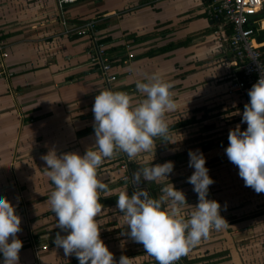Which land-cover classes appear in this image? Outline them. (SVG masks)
<instances>
[{
	"label": "crops",
	"instance_id": "crops-1",
	"mask_svg": "<svg viewBox=\"0 0 264 264\" xmlns=\"http://www.w3.org/2000/svg\"><path fill=\"white\" fill-rule=\"evenodd\" d=\"M202 1L79 0L59 14L57 0H0V42L6 53L4 58L0 55V194L15 205L20 217L18 264H78L75 255L65 256L53 243L55 233L66 232L55 226L48 202L54 185L41 155L51 149L57 155H83L94 145L91 108L95 95L105 89L99 71L89 63L90 39L64 31L92 18L103 26L97 34L108 40L110 56L116 57L114 91L128 93L133 106L145 98L135 87L137 81L156 77L169 83L175 108L164 113L168 125L189 118L195 108L215 107L233 128L238 124L241 130L246 128L239 106L234 108L236 99L226 94V77L233 65L219 50L217 26L204 15ZM261 15L253 16L251 23ZM259 25L254 39L264 51V42H257L264 35V20ZM168 44L173 48L146 55ZM178 130L155 137L153 152L139 153L133 162L138 168L169 160L175 164L182 159L179 151L173 156ZM167 140L172 142L169 150L164 147ZM217 149L224 152L212 148L204 153ZM115 157L116 153L104 158L97 169L98 178L108 185L107 191L98 193L104 206L94 218L99 236L114 260L125 255L128 264H148L143 245L121 235L127 225L116 203H105L126 188L118 182ZM207 169L213 176V169ZM221 169L226 173L217 185L208 186V199L221 205L220 215L228 225L210 230L203 244L192 245L183 256L189 264H264V193L245 186L236 165ZM151 182L163 184V180ZM188 211L184 216L192 209ZM43 245L45 250L35 249Z\"/></svg>",
	"mask_w": 264,
	"mask_h": 264
},
{
	"label": "clouds",
	"instance_id": "clouds-1",
	"mask_svg": "<svg viewBox=\"0 0 264 264\" xmlns=\"http://www.w3.org/2000/svg\"><path fill=\"white\" fill-rule=\"evenodd\" d=\"M136 89L143 98L133 106L128 93L102 90L92 104L94 147L83 155L55 149L41 155L47 176L54 185L48 197L50 210L55 214V226L66 232H57L53 243L62 248L65 256L75 255L78 264H128V257L113 258L99 236L100 227L94 219L104 209L99 202V191L108 185L98 178L97 169L104 158L123 152L131 160L137 154L154 150V138L165 136L168 124L164 113L175 108L171 85L156 77L137 81ZM249 100L244 104L240 125L229 129L224 152L237 166L245 186L264 193V73L247 91ZM188 165L194 170L187 177L197 194V203L185 218L181 215L186 198L182 190L170 182L163 186L161 195L154 198L142 187L130 195L126 188L116 198V208L122 212L127 231L121 235L143 245L158 264H173L189 247L206 238L212 229L228 225L220 215L221 205L208 199V186L214 183L208 175L205 157L199 150L188 151ZM172 161L141 166L132 173V181H161L173 171ZM15 205L0 194V264H18L22 241L16 236L21 231L20 217ZM9 237L11 239L9 240Z\"/></svg>",
	"mask_w": 264,
	"mask_h": 264
},
{
	"label": "built area",
	"instance_id": "built-area-1",
	"mask_svg": "<svg viewBox=\"0 0 264 264\" xmlns=\"http://www.w3.org/2000/svg\"><path fill=\"white\" fill-rule=\"evenodd\" d=\"M79 0H57L56 6L59 14L63 13L66 6L74 4ZM202 7L205 15L217 26L215 34L219 41V50L225 57L231 58L233 66H230L232 73L227 74L228 95H236L239 98L240 109L243 111L244 104L248 102V89L264 73V51H261L260 44L255 43L254 34L250 23L251 18L257 14H264V0H210L208 3L202 1ZM62 16V15H61ZM97 20L92 18L72 30L64 31L65 34H73L87 36L91 41V48L88 52L90 65L99 71L104 89L114 91V84L117 77L113 73V64L110 56L106 53V46L101 43L100 37L96 30ZM229 30V34L226 33ZM4 46L0 42V55L6 57L3 52ZM129 58L133 54H128ZM118 169L120 176L118 182L123 184L128 192L132 193L137 187H142L151 192L149 188L141 181L136 185L132 181V173L134 168L133 160L129 159L123 152L116 153ZM45 250V245L36 247L35 249ZM152 264H158L156 259L145 252ZM32 264H37L36 262ZM173 264H182L180 257Z\"/></svg>",
	"mask_w": 264,
	"mask_h": 264
},
{
	"label": "rangeland",
	"instance_id": "rangeland-1",
	"mask_svg": "<svg viewBox=\"0 0 264 264\" xmlns=\"http://www.w3.org/2000/svg\"><path fill=\"white\" fill-rule=\"evenodd\" d=\"M222 115H224L223 112H220L219 110H215L211 117L207 118V120L199 119L197 122V125L195 126H187L185 128L179 129V134H176V139L173 142V145L175 147L173 156H176L177 151L181 152L180 155L182 156V159L177 160L174 166H176L178 163L181 164V166L176 167L178 171H173V174L175 176H171V173L168 174V179H163V186L167 185L168 183H172L174 188L180 189V184L187 183V177L192 173L194 170L192 167L188 165V149L189 147L191 150H199L203 153L205 157V166L214 169L220 170L221 168L227 167V166H233L234 164L231 163L226 154L223 152L221 153L220 150L217 149V151L210 150L207 152V155L202 150L203 144H206L205 142L211 141V140H218L221 138H225L228 135L229 129H232L233 127L231 124L225 122L223 120ZM210 123L214 124V128L212 130H209L205 132L204 127ZM177 140V141H176ZM171 140H167V142L164 144V147H167L169 150ZM220 154H219V153ZM172 156V155H171ZM184 163V164H182ZM162 188V187H161ZM159 194H162L159 190ZM194 193L185 194L186 203L183 206V210L185 213H182V215H186L189 211V208L193 210V206L197 203V194L194 195ZM209 197V194L207 193V198ZM188 211V212H186ZM251 212V211H250ZM250 214V213H249ZM187 218V216H185ZM202 244L204 242V238L202 237L200 241Z\"/></svg>",
	"mask_w": 264,
	"mask_h": 264
},
{
	"label": "trees",
	"instance_id": "trees-1",
	"mask_svg": "<svg viewBox=\"0 0 264 264\" xmlns=\"http://www.w3.org/2000/svg\"><path fill=\"white\" fill-rule=\"evenodd\" d=\"M208 1H210V0H205V3H208ZM140 6H141V4L139 5V7ZM260 20H264V14H262L260 16V19H258L254 23H250V26H251V28H252V30L254 32L260 26L259 25L260 24ZM213 24L216 25L215 21H213ZM102 27L103 26L97 24L95 28H96V30H100ZM226 33L229 34L230 33L229 30L228 31L226 30ZM100 41H101L102 44H104L106 46V53L110 56L109 52L111 50H109L107 48L108 40L100 38ZM257 42L258 43H263L264 42V35L262 37L258 38ZM180 44L181 43H179L178 45H180ZM172 48H173V44H168L167 46H165L163 48H160V49H158L156 51H150L146 55L152 56V55H155V53H157V52H165V51L170 50ZM121 49H123V47H121ZM260 49H263V48H260ZM262 57L264 58V55ZM115 58L116 57L110 56V59L112 61L113 66H114V62H115L114 59ZM230 59L231 58H229L228 60H230ZM228 81H229V79L227 78V82ZM228 96H231V98L234 97L236 99L237 105L234 106V108L237 109V107L239 106V115L241 117V114H242L243 111H241V109H240L239 98L236 95H228ZM212 111L213 112L215 111V107H213V108H211V107L210 108H205V107L195 108V109L192 110V112H191L192 115L189 118H186V119H183V120H179V121H176V122H174L172 124H169L168 125V131H173V130L185 128V127H187L189 125L197 123L199 121V119L205 120V119L210 117L209 113L212 112ZM196 117H199V118L197 119ZM243 125L246 126V123H243ZM213 128H214V124L213 123H210V124H208V125H206L204 127V129L207 130V131L212 130ZM227 144H228V140L226 138H221V139H218V140H211V141H208L206 144H203L202 150L206 151V150H209V149H212V148H225L227 146ZM115 159H116V162H117V158L116 157H115ZM132 165H133L134 171H136L138 169V165L136 163H134V162H132ZM224 168H226V167H224ZM222 170L223 169L214 171V169H213V176H210V171L208 172V175L210 177H212V179L214 181V183L211 184L213 187L215 185H217L219 183V181L222 179V176L225 175L226 171H222ZM142 182L149 188L152 197L158 198L161 195V194H159V190L161 189V187H163V184H161V183L160 184L159 183L156 184L155 182L143 181V180H142ZM180 188H184L186 190L185 192H183L184 194H188V193L194 192L193 191V186L190 183L183 184V185L180 186ZM128 193L131 194L130 192H128ZM105 203H108V204L109 203H111V204L112 203H116V198L108 199ZM180 260H181L182 264H189V262L185 259V257L183 255L180 256ZM151 263H152L151 261L148 262V264H151Z\"/></svg>",
	"mask_w": 264,
	"mask_h": 264
},
{
	"label": "water",
	"instance_id": "water-1",
	"mask_svg": "<svg viewBox=\"0 0 264 264\" xmlns=\"http://www.w3.org/2000/svg\"><path fill=\"white\" fill-rule=\"evenodd\" d=\"M56 234V233H55Z\"/></svg>",
	"mask_w": 264,
	"mask_h": 264
}]
</instances>
